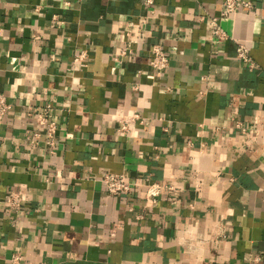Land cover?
<instances>
[{"label": "crops", "instance_id": "crops-1", "mask_svg": "<svg viewBox=\"0 0 264 264\" xmlns=\"http://www.w3.org/2000/svg\"><path fill=\"white\" fill-rule=\"evenodd\" d=\"M252 1L217 41L223 0H0V91L13 104L0 124V264L16 252L19 264H264V0ZM129 32L133 51L117 55ZM106 171L132 190L109 193ZM148 181L167 187L147 198Z\"/></svg>", "mask_w": 264, "mask_h": 264}, {"label": "built area", "instance_id": "built-area-1", "mask_svg": "<svg viewBox=\"0 0 264 264\" xmlns=\"http://www.w3.org/2000/svg\"><path fill=\"white\" fill-rule=\"evenodd\" d=\"M147 5H151L155 0H144ZM254 7V2L252 0H223L221 13L217 16L212 17V35L213 38L217 41H227L232 38V35L225 29L223 25V20L231 17L232 15L237 14L240 11H250ZM154 11V10H152ZM66 20L58 14H53L52 24L54 26L64 24ZM132 32H129V39L124 46H121L118 50L117 55H127L133 51V43L136 39L131 35ZM238 57L243 60L244 63L250 64L253 66L254 60L250 53L249 45L241 41L237 47ZM150 65L162 71L168 67L170 63V57L165 51L162 45L155 44L150 49ZM89 57L87 49H83L78 52L74 61L80 62ZM13 104L8 100V97L5 93L0 91V124L3 122L5 116L11 111ZM53 105L51 103H46L42 108L38 109V120L40 124L46 126V134L48 141L51 144L55 143L56 133L59 129V124L55 119H50V114L52 113ZM140 115L137 112L128 113L125 119L122 120L120 125V130L126 132L129 130L131 123L140 119ZM240 126V124H239ZM40 131L35 133V139L40 138ZM102 180L106 186V189L109 193L119 195L122 193H128L132 190V182L125 174L115 173L112 171H106L102 175ZM147 192L145 196L147 198H156L158 197L162 190L167 187V185L158 182V181H148L147 183ZM8 201L12 207H19L21 205V195L17 192L12 193L8 197ZM22 260V255L19 252L13 253L11 257L12 264H19ZM38 264H54L49 262H39Z\"/></svg>", "mask_w": 264, "mask_h": 264}]
</instances>
